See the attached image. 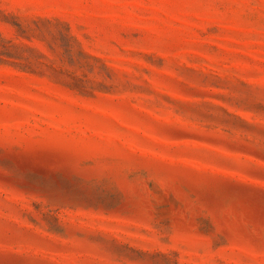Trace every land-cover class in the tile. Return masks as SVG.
<instances>
[{"label":"rangeland","instance_id":"rangeland-1","mask_svg":"<svg viewBox=\"0 0 264 264\" xmlns=\"http://www.w3.org/2000/svg\"><path fill=\"white\" fill-rule=\"evenodd\" d=\"M0 264H264V0H0Z\"/></svg>","mask_w":264,"mask_h":264}]
</instances>
